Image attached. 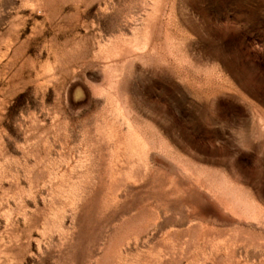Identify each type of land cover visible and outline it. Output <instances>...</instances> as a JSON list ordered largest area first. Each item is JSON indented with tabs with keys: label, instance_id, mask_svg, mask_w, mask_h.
Returning a JSON list of instances; mask_svg holds the SVG:
<instances>
[{
	"label": "rangeland",
	"instance_id": "374dc122",
	"mask_svg": "<svg viewBox=\"0 0 264 264\" xmlns=\"http://www.w3.org/2000/svg\"><path fill=\"white\" fill-rule=\"evenodd\" d=\"M0 264H264V0H0Z\"/></svg>",
	"mask_w": 264,
	"mask_h": 264
}]
</instances>
